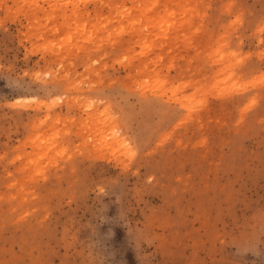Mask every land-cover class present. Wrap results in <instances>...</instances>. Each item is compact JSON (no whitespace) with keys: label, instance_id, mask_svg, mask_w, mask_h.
I'll return each mask as SVG.
<instances>
[{"label":"rangeland","instance_id":"1","mask_svg":"<svg viewBox=\"0 0 264 264\" xmlns=\"http://www.w3.org/2000/svg\"><path fill=\"white\" fill-rule=\"evenodd\" d=\"M0 264H264V0H0Z\"/></svg>","mask_w":264,"mask_h":264}]
</instances>
